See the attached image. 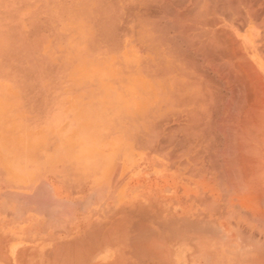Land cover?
Wrapping results in <instances>:
<instances>
[{"label":"crops","instance_id":"0c3cea01","mask_svg":"<svg viewBox=\"0 0 264 264\" xmlns=\"http://www.w3.org/2000/svg\"><path fill=\"white\" fill-rule=\"evenodd\" d=\"M213 3L0 0V264H264L263 37L251 58ZM235 43L239 85L204 53ZM129 47L151 84L131 113L80 80ZM107 124L131 126L109 161Z\"/></svg>","mask_w":264,"mask_h":264},{"label":"rangeland","instance_id":"374dc122","mask_svg":"<svg viewBox=\"0 0 264 264\" xmlns=\"http://www.w3.org/2000/svg\"><path fill=\"white\" fill-rule=\"evenodd\" d=\"M214 2L213 4H220L217 5L220 11L216 14H204V17L210 16L213 20H219V21H235L237 25L240 26V29H235L234 33L232 34V30H224V33H226L229 36H234L235 38L238 37L239 34H242V26L246 25V22L248 20L247 11H248V4L249 2L253 1L252 8L255 13L254 22L258 23V26H261L258 30V32H261V37H263L262 43H264V0H211ZM231 3H229V2ZM216 2V3H215ZM223 4H222V3ZM247 4H246V3ZM260 2V3H259ZM263 2V3H261ZM255 3V4H254ZM257 5V6H256ZM216 6V5H214ZM223 6V7H222ZM236 6V7H235ZM227 7V8H226ZM232 7V8H231ZM236 8V11H234ZM260 8V10H259ZM242 12H239L241 11ZM227 10V11H226ZM238 10V11H237ZM260 13H259V12ZM263 11V12H262ZM259 13V14H258ZM222 14V15H221ZM228 14V15H226ZM241 14V15H240ZM257 14V15H256ZM217 17L215 19V17ZM245 16V17H244ZM258 16V17H257ZM262 17V18H261ZM210 19V18H209ZM236 19V20H235ZM259 20V21H258ZM246 21V22H245ZM239 23V24H238ZM222 33V30H220ZM228 31V33L226 32ZM131 32V31H130ZM137 32L139 33V39L138 37H132L135 40H139L140 42L145 39V29H139L134 30V35H137ZM224 34L225 36H227ZM232 34V35H230ZM237 37H236V36ZM245 46V45H244ZM139 50L141 52H145V45L139 44ZM225 47V48H223ZM227 47V48H226ZM229 47V48H228ZM206 49V50H205ZM133 49L124 48L121 53V60L116 62H107V69L105 72L101 71L99 72L97 69L91 66V68L85 69L84 76L80 78L83 82H88L91 84L99 85L103 90L105 91V99L107 101L112 102H125L124 112H134L136 110H139L140 107L146 103V90L151 89V84L147 83V79L145 76H143L141 73V70L145 73L147 69V62L146 61H138V54L135 53ZM218 53L219 54V73L220 76H222L223 80H226L227 78L232 81L233 84L237 85L240 84L239 78L240 74L233 69V64H235V60L237 57L234 55L237 53L242 52V47L238 44H230V45H219V46H204V53ZM233 53V57L232 54ZM253 58V57H251ZM231 62V63H230ZM206 63V62H205ZM152 67V63H151ZM155 69H162L163 63L156 61L154 65ZM228 69V70H227ZM234 70V71H233ZM237 73V74H236ZM234 76V77H233ZM222 80V79H221ZM223 83L222 81L219 82V84ZM115 88L117 90L120 89V91H115ZM208 100H210L211 94H204ZM248 97V101H253L254 94H243V93H235V94H228V93H218L213 94V97H215L216 100H218L219 105L222 104L225 105L226 101L229 97H233L236 104L244 100V97ZM253 99V100H252ZM118 112V110H116ZM221 113V110L219 111ZM163 127L162 125H155V126H148V125H138L134 126V128L138 131L141 138L145 139L146 134L153 132L154 133V144L155 149L158 151H162L164 148V141L162 140L163 137ZM168 127V126H167ZM127 128H131L129 125H115V124H107L106 130H107V148H108V161L113 158L114 156V147H115V141L113 138L117 133L125 132ZM221 144V141H219V145Z\"/></svg>","mask_w":264,"mask_h":264},{"label":"bare ground","instance_id":"6f19581e","mask_svg":"<svg viewBox=\"0 0 264 264\" xmlns=\"http://www.w3.org/2000/svg\"><path fill=\"white\" fill-rule=\"evenodd\" d=\"M218 1V0H217ZM222 1V0H221ZM234 1V0H233ZM238 1V0H237ZM241 1V0H240ZM245 1H247L248 2V0H245ZM250 1V0H249ZM255 1V0H254ZM258 1V0H257ZM257 1H255V2H257ZM261 1V0H260ZM210 2V1H209ZM229 2V1H228ZM201 3V2H200ZM216 3V2H215ZM222 3V2H221ZM229 3H231V2H229ZM246 3V2H245ZM253 4V1H251V2H249V4H248V11H247V16H248V20H247V22H246V27H245V29L242 31V34H239L238 35V37L241 39V41H242V43H244V45H245V48L247 49V51L250 53V57H253V58H256V57H258L257 56V52H256V43H255V41H256V39L258 38V36H259V34H258V30L255 28V22H254V18H255V13H256V11H257V9H256V11H254V7L252 8V5L251 4ZM260 3V2H259ZM261 3H263V2H261ZM217 4V3H216ZM223 4V3H222ZM247 4V3H246ZM255 4V3H254ZM217 5H220L219 3L217 4ZM216 5V6H217ZM264 5V4H263ZM212 6V5H211ZM257 6V5H256ZM215 7V6H214ZM223 7V6H222ZM236 7V6H235ZM227 8V7H226ZM232 8V7H231ZM263 8H264V6H263ZM233 9H235L234 11H236V8H233ZM259 10H260V8H259ZM227 11V10H226ZM238 11V10H237ZM202 12H203V10H202ZM239 12H242V9H241V11H239ZM259 12V11H258ZM263 12V11H262ZM200 13H201V11H200ZM260 13V12H259ZM258 13V14H259ZM211 14V13H210ZM216 14V13H215ZM219 14V13H218ZM190 15V14H189ZM212 15V14H211ZM222 15V14H221ZM226 15H228V14H226ZM241 15V14H240ZM257 15V14H256ZM215 17V16H214ZM245 17V16H244ZM258 17V16H257ZM182 18V17H181ZM217 17H215V19H216ZM262 18V17H261ZM183 19V18H182ZM217 19H219V18H217ZM217 19H216V22H217ZM200 20V19H199ZM236 20V19H235ZM264 20V19H263ZM259 21V20H258ZM220 22V21H219ZM234 22V21H233ZM177 23V22H176ZM236 23V22H235ZM217 24V23H216ZM220 24V23H219ZM239 24V23H238ZM185 25V24H184ZM222 25V24H221ZM224 25H226V24H224ZM258 25V24H257ZM222 27V26H221ZM224 27V26H223ZM179 28V27H178ZM240 28V27H239ZM220 29H222V28H220ZM217 30V29H216ZM223 30L224 29H222V33H223ZM215 31V30H214ZM217 31H219V30H217ZM180 32V31H179ZM220 32V31H219ZM227 33H228V31H226ZM231 32V31H230ZM215 33V32H214ZM233 34V33H232ZM232 34H230V35H232ZM235 34V33H234ZM227 35V34H226ZM216 36V38H217V34L215 35ZM229 36V35H228ZM236 36V35H235ZM220 37V36H219ZM218 37V38H219ZM222 37V36H221ZM237 37V36H236ZM237 37V38H238ZM207 38V37H206ZM233 38V37H232ZM210 39V38H209ZM226 39H227V37H226ZM218 40H220V42H221V39H217V42H219ZM210 41V40H209ZM237 42V41H236ZM222 43H226L225 42V40H224V42H222ZM223 48H225V47H223ZM227 48V47H226ZM229 48V47H228ZM197 49V48H196ZM200 50H201V48H200ZM206 50V49H205ZM261 51V50H260ZM203 52V51H202ZM237 54H239V53H237ZM234 55L235 57L237 56L238 57V55ZM201 55V54H200ZM232 55V57H233V53L231 54ZM205 57V56H204ZM217 57V56H216ZM239 58H241V57H239ZM216 62V61H215ZM259 62V61H258ZM210 63V62H209ZM231 63V62H230ZM242 63V62H241ZM218 64V63H217ZM214 65V64H213ZM238 65V64H237ZM241 66V65H240ZM237 67V66H236ZM235 67V68H236ZM254 67V66H253ZM240 69H242V68H240ZM251 69V68H250ZM228 70V69H227ZM237 70H239L238 68H237ZM256 70V69H255ZM234 71V70H233ZM246 71V70H245ZM252 71V70H251ZM253 71H254V68H253ZM240 72H241V70H240ZM244 72V71H243ZM246 72H248V71H246ZM245 73V72H244ZM237 74V73H236ZM246 74V73H245ZM250 75H251V73H249ZM203 75V74H202ZM247 75V74H246ZM257 75V74H256ZM251 76H253V75H251ZM234 77V76H233ZM260 77V76H259ZM247 78V77H246ZM258 81V80H257ZM258 83H259V81H258ZM237 84H238V82H237ZM261 84V83H260ZM259 84V85H260ZM239 85V84H238ZM257 84H255V86H256ZM242 86V85H241ZM264 86V85H263ZM260 88V87H259ZM211 89V88H210ZM254 99V98H253ZM252 99V100H253ZM255 105V104H254ZM246 107V106H245ZM263 110V109H262ZM190 112V111H189ZM264 112V111H263ZM201 117V116H200ZM264 117V116H263ZM258 119V118H257ZM262 119V118H261ZM260 119V120H261ZM203 123V122H202ZM201 123V124H202ZM250 123V122H249ZM245 124V123H244ZM261 126H262V124H261ZM210 128V127H209ZM258 129V128H257ZM188 131V130H187ZM240 131V130H239ZM255 131H257V130H255ZM206 131H204L203 133H205ZM241 133V132H240ZM241 138V137H240ZM190 142V141H189ZM187 143V142H186ZM191 143V142H190ZM242 143V142H241ZM247 143V142H246ZM183 148H184V146H183ZM186 148V147H185ZM237 148V147H236ZM208 149V148H207ZM248 149V148H247ZM199 151V150H198ZM243 151V150H242ZM250 151V150H249ZM210 152V151H209ZM256 152H258V150L256 151ZM253 153H254V151H253ZM252 155V154H251ZM258 155V154H257ZM243 156V155H242ZM245 156V155H244ZM249 157V156H248ZM239 159V158H238ZM243 159V158H242ZM241 159V160H242ZM244 159H246L245 157H244ZM251 159V158H250ZM259 159V158H258ZM235 160V159H234ZM245 161V160H244ZM264 161V160H263ZM224 162H226V161H224ZM240 163V162H239ZM244 166V165H243ZM248 166H250V165H248ZM203 167V166H202ZM239 169H240V167H238ZM251 170H252V168H251ZM253 170H255V169H253ZM261 170V169H260ZM226 171V170H225ZM243 171H244V169H243ZM230 172H232V171H230ZM245 172H246V170H245ZM251 172H253V171H251ZM225 173V172H224ZM232 173H234V172H232ZM237 173H239V172H237ZM241 173V172H240ZM231 174V173H230ZM236 174V173H235ZM242 174V173H241ZM234 175V174H233ZM238 175V174H237ZM244 175V174H243ZM258 176H260V174H258ZM262 176H263V174H262ZM233 177V176H232ZM232 177H231V179H232ZM246 177V176H245ZM250 178H251V176H249ZM261 177V176H260ZM259 177V178H260ZM236 178V177H235ZM243 178V177H242ZM249 179V178H248ZM257 180V177L256 178H254V180ZM239 181H241V180H239ZM232 182H233V179H232ZM236 182V181H235ZM242 182V181H241ZM241 182H239V184L241 183ZM229 184V183H228ZM236 184H238V182L236 183ZM241 186H242V184H241ZM247 186V185H246ZM240 187V186H239ZM244 187V186H243ZM232 188V187H231ZM241 188V187H240ZM259 188V187H258ZM238 189V188H237ZM245 189V188H244ZM260 189V188H259ZM240 191V190H239ZM245 191V190H244ZM243 191V192H244ZM253 191V190H252ZM247 192H248V190H247ZM246 192V193H247ZM258 192V191H257ZM255 193V192H254ZM257 197V196H256ZM236 200V199H235ZM168 215V214H167ZM170 219V218H169ZM179 219V218H178ZM222 230V229H221ZM223 232V231H222ZM226 234V233H225ZM226 236V235H225ZM257 243V242H256Z\"/></svg>","mask_w":264,"mask_h":264}]
</instances>
